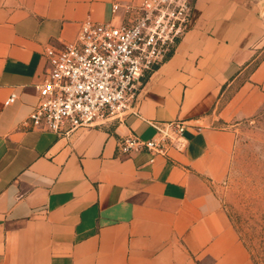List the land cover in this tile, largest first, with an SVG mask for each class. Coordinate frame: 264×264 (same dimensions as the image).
<instances>
[{
    "label": "crops",
    "instance_id": "crops-1",
    "mask_svg": "<svg viewBox=\"0 0 264 264\" xmlns=\"http://www.w3.org/2000/svg\"><path fill=\"white\" fill-rule=\"evenodd\" d=\"M141 1L0 0V264H252L217 191L236 128L264 111V0H194L135 113L59 134L26 123L45 49L74 43L88 18L130 25ZM176 120L183 151L122 153L153 137L148 121Z\"/></svg>",
    "mask_w": 264,
    "mask_h": 264
},
{
    "label": "built area",
    "instance_id": "built-area-1",
    "mask_svg": "<svg viewBox=\"0 0 264 264\" xmlns=\"http://www.w3.org/2000/svg\"><path fill=\"white\" fill-rule=\"evenodd\" d=\"M194 0H142L130 25L82 22L76 41L60 50L46 48L49 69L38 102L26 123L53 133L72 132L134 112L143 78L163 61L191 27ZM119 5L113 6V13ZM126 12L131 8L126 6ZM11 94L5 105L16 102ZM154 129L149 140L125 138V155L149 152L166 157L171 149L186 148V127L180 121L147 122Z\"/></svg>",
    "mask_w": 264,
    "mask_h": 264
},
{
    "label": "rangeland",
    "instance_id": "rangeland-1",
    "mask_svg": "<svg viewBox=\"0 0 264 264\" xmlns=\"http://www.w3.org/2000/svg\"><path fill=\"white\" fill-rule=\"evenodd\" d=\"M217 194L252 264H264V111L236 128Z\"/></svg>",
    "mask_w": 264,
    "mask_h": 264
}]
</instances>
